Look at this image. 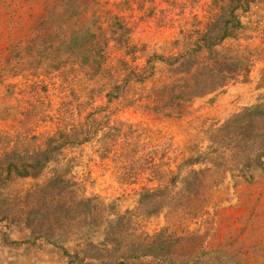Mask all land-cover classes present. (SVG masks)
Wrapping results in <instances>:
<instances>
[{
    "label": "rangeland",
    "instance_id": "1",
    "mask_svg": "<svg viewBox=\"0 0 264 264\" xmlns=\"http://www.w3.org/2000/svg\"><path fill=\"white\" fill-rule=\"evenodd\" d=\"M222 4L0 0V154L41 149L59 128L89 123L96 129L94 137L63 148L38 178L0 183V264H264V172L248 167L251 143L242 132L218 131L232 115L264 103V0H251L239 11L241 27L220 44L239 63L215 93L189 101L173 99L171 89L161 93L171 82L181 84L175 71L160 64L136 75L152 56L193 50ZM89 25L107 38L105 62L94 77L93 65H81L62 44ZM197 58L190 81L210 63L204 51ZM182 91L188 93L177 92ZM196 157L198 164L185 163ZM193 171L202 183L198 194L186 183ZM56 177L75 184L62 192L60 184L46 188ZM44 188L47 198L76 210L74 203L91 199L89 212L62 222L37 219L27 228V206ZM157 189H166L158 198L162 209L149 216L152 204L146 207L141 196ZM121 215L126 216L122 233L103 247L107 222ZM163 228L165 237L171 235V254L142 256L143 245ZM33 231L48 238L53 232L50 240L57 244L43 237L27 243ZM1 232L20 246L2 243ZM64 249L89 257L69 259Z\"/></svg>",
    "mask_w": 264,
    "mask_h": 264
},
{
    "label": "trees",
    "instance_id": "2",
    "mask_svg": "<svg viewBox=\"0 0 264 264\" xmlns=\"http://www.w3.org/2000/svg\"><path fill=\"white\" fill-rule=\"evenodd\" d=\"M251 0H221L222 8L219 14H216L215 18L212 19L202 31L198 38L195 40V45L193 50L189 49L186 54L182 52H176L171 56H163L157 54L148 58L146 65L142 70L138 71L136 75H141L143 72H146L152 67H156L157 64L164 66L170 69V73L173 74L175 71L178 80L177 83H180L181 86H176V84H168L161 89L164 93L165 90L171 89L170 92H175L173 99H179L181 101H189L193 98H204L210 94L215 93L217 90L223 88L227 81L231 79L237 72V64L239 63V57L234 54L223 53L219 49L220 44L227 38L233 37L235 32L241 27V23L236 14L239 11H246ZM92 26H85L78 30H74L66 38L63 39V45H69L67 48L71 52L73 57L79 60L81 65H93L92 75L96 76L100 73L102 63L105 62L103 56V45L107 43V38L103 35V30L101 28H91ZM104 43V44H103ZM88 45L92 46L95 51L88 53L86 48ZM201 51L206 52L207 60L209 64H204L198 72L192 76L190 81L188 75L192 73V69L198 65L197 54ZM229 54V55H226ZM150 65L151 67H149ZM144 78H140V83ZM178 88L187 89L188 93L185 91L177 92ZM115 89L112 88L107 92V100L111 103V99L114 95ZM172 102L169 103V107ZM166 105V104H165ZM157 106V105H156ZM168 106V105H166ZM163 106V107H166ZM157 110V108H154ZM92 124L87 123L77 126L76 128L72 127L70 130L67 128H59L58 132L54 133L52 136L48 137L45 140L44 147L41 149L33 150L32 152H22L18 149H14L10 152L0 154V183H6L12 181L16 178H38L46 166L52 162H55L65 148L68 145H73L78 143L85 138L94 137L96 129L91 127ZM72 129V130H71ZM94 129V130H93ZM226 130L227 134L237 135L239 132L246 136L248 143H251V164L248 166L250 169L254 168L255 171L264 172V103L257 105H252L247 108H244L241 112L232 115L225 122H223L219 127L218 131ZM249 135V136H248ZM200 162L199 157L190 158L185 161L187 165H196ZM193 179L186 180L189 190H196V193L199 191V188L202 187L201 181L199 178L195 177L196 172L192 173ZM52 183L60 184L59 188L61 192L73 184L72 180H64L63 178H53L47 184V187H51ZM175 183V181H173ZM44 188L39 195V198H35L32 206H27V210L24 214V225L27 228H32L36 223V220L42 222L52 223L55 221H64L65 218H68L70 215L73 216V213H80V211L89 212L91 206V199L85 201H79L74 203L76 207L72 205L67 206L66 203L62 201H56L53 199L47 198V193ZM165 190H154L146 191L141 196V202L146 204V207L150 204L151 210L146 212L147 215H156L162 209L163 198L159 201L158 198L161 195H165ZM195 193V194H196ZM198 194V193H197ZM80 209V210H79ZM42 212V214H41ZM41 214V215H40ZM82 215V214H81ZM88 214H86L87 216ZM75 218V217H74ZM126 222V216L121 215L117 216L114 220L107 222L105 227V238L102 242L103 247H107L112 241L110 237L113 238V241H117L118 236L122 233ZM52 226H49V229L52 230ZM166 228H163L159 232L155 233L151 240L143 245L140 254L144 257H152L155 259L161 258L163 256L171 254V235L165 237ZM33 239L28 240L27 243L35 244L37 239L40 237L45 238L49 243L56 245L57 242L50 240L53 235L46 237L40 236L35 237L34 231L32 232ZM1 242L10 247H19L20 243L10 240L7 234L1 232ZM92 242L89 244V247H92ZM65 256L69 259L76 258L82 262L89 257L88 254L82 252L80 254L74 253L70 255L67 252V249L63 250ZM123 257L125 254H122ZM80 257V258H79ZM96 257V256H95ZM95 259V258H93Z\"/></svg>",
    "mask_w": 264,
    "mask_h": 264
}]
</instances>
